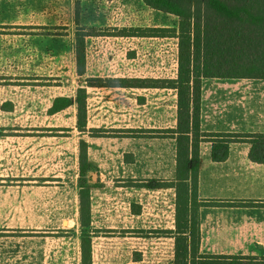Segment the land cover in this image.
Here are the masks:
<instances>
[{"label":"crops","instance_id":"obj_1","mask_svg":"<svg viewBox=\"0 0 264 264\" xmlns=\"http://www.w3.org/2000/svg\"><path fill=\"white\" fill-rule=\"evenodd\" d=\"M136 56L139 58V53ZM136 56H126L124 60L134 61ZM90 58L95 67L98 66L96 62L103 63L106 68L112 66V61L97 52H90ZM176 77L177 71L174 76L161 80H175ZM88 78L152 79L141 75L98 73ZM153 90L171 94L169 109H173V113L167 123L169 129L146 121L144 93ZM98 91H105V97L99 98ZM86 92L90 94L86 108L96 105L93 115L103 106L115 109L121 105L128 106L127 110L134 113V118H128L123 127L125 135L122 138L101 136L89 137L86 141L88 159L99 173L90 197L91 235H94L91 264H142L145 259L141 257L147 250L159 257L158 262L164 255H169L172 263L175 236L178 235L174 187L177 185V145L176 135L170 133L177 127L176 92L144 88H86ZM199 117L204 135H264V80L202 78ZM162 129L169 133L166 138L169 143L165 141L169 147L167 151L162 149V139L145 134ZM45 139L34 140L40 143ZM215 139L204 138L198 149L195 198L198 204V254L220 257L219 261L227 264L233 260L236 264H247L244 262L247 259L252 261L251 264L259 261L264 264V164L250 160V145L245 142L230 145L225 161H213L211 149ZM46 140H53L52 144L57 147L29 150L36 151L37 155L51 153L57 155V159L66 155L65 147L60 146V140L64 138L49 137ZM119 140L121 143H117ZM61 142L65 144V141ZM73 158L78 163V156ZM149 181L165 183L167 187L149 189ZM68 187L62 182L58 185L0 184V264L7 262L3 257L8 252L25 257L22 264H81L77 225L79 202L74 190V204L68 207ZM151 194L162 197L155 201ZM67 209L72 212L67 214ZM110 235H121L114 252L109 244L112 238L107 237ZM131 235L134 237L130 238ZM146 235L161 236L152 241ZM97 241L100 243L96 246ZM123 253L127 256L124 262L120 260Z\"/></svg>","mask_w":264,"mask_h":264},{"label":"rangeland","instance_id":"obj_2","mask_svg":"<svg viewBox=\"0 0 264 264\" xmlns=\"http://www.w3.org/2000/svg\"><path fill=\"white\" fill-rule=\"evenodd\" d=\"M181 1L188 4L192 0ZM198 3L194 0L193 4ZM178 21L177 17L147 7L143 0H0V184L58 185L62 182L69 186L68 207L74 204V190L80 204L77 188L79 166L73 158L79 156L80 142L89 141L90 135L122 138L125 135L123 127L128 118H134V113L127 110L128 106L112 109L110 105L111 108L103 106L93 115L94 102L95 106L86 108L87 125L85 132L81 133L76 126V107L49 116L52 100L74 97L79 88H89L87 83L96 79L88 77L96 76V73L141 75L160 80L174 76L178 67L176 40L126 35H140L147 29L177 28ZM77 37L83 38L84 42L86 75L78 72ZM137 45L139 47L131 51ZM92 51L108 58L112 66L106 68L103 63L96 62L98 66L95 67L90 58ZM138 53L139 58L136 56ZM126 56L136 58L128 62L124 60ZM98 93L99 98L105 97V91ZM144 94L146 121L151 125L155 122L157 127H167L173 113V109H169L171 94L154 90ZM93 126L96 128H91ZM147 132V137L162 139V149L167 151V129ZM49 137L65 139L60 140V146L65 147V156L60 155L57 159L58 156L51 153L37 155L36 151L29 150L33 147H57V144H52L53 140H46ZM36 138L46 139L37 143ZM148 183L161 185L157 181ZM151 196H155V201L162 197L161 194ZM67 211L68 214L72 209ZM120 236H107L112 238L109 242L111 252L115 251L113 248L117 244L119 246ZM159 236L146 235V238L153 241ZM3 258L7 260L5 264H22L25 257L8 252ZM126 258L123 253L120 260L124 262ZM141 258L145 259L142 264H172L174 259L171 263V257L164 255L158 262L159 257L148 250ZM244 262L252 263L249 259Z\"/></svg>","mask_w":264,"mask_h":264},{"label":"trees","instance_id":"obj_3","mask_svg":"<svg viewBox=\"0 0 264 264\" xmlns=\"http://www.w3.org/2000/svg\"><path fill=\"white\" fill-rule=\"evenodd\" d=\"M143 0L156 11L178 18L177 28L147 29L146 33L126 35L144 38H174L178 44V67L175 80L128 81L96 79L89 88H144L174 90L177 95V225L172 264H227L220 257L198 254L199 234L195 202L199 168L198 149L204 138L214 137L211 158L227 159L230 145H250L249 158L264 164V135H204L200 130V82L202 78L264 80V0ZM79 75L85 73L83 38L77 37ZM86 88H79L74 97H57L51 102L48 115L69 108L77 109V129L86 130ZM94 132V131H91ZM97 137L96 135H90ZM77 188L80 198L78 229L80 231L81 264H91V191L96 186L97 167L88 159L86 143L80 142ZM149 189L166 185L148 184ZM170 186V185H168ZM190 204V208H189ZM188 233V235H184ZM229 264H236L232 261Z\"/></svg>","mask_w":264,"mask_h":264}]
</instances>
